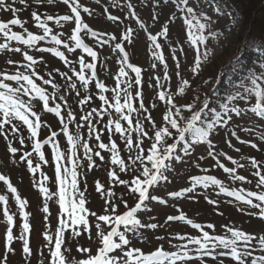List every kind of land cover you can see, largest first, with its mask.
<instances>
[{"label": "snow or ice", "instance_id": "snow-or-ice-1", "mask_svg": "<svg viewBox=\"0 0 264 264\" xmlns=\"http://www.w3.org/2000/svg\"><path fill=\"white\" fill-rule=\"evenodd\" d=\"M32 2L37 5L44 4L45 2L52 5L59 2L69 10L68 14L56 16L41 15L37 11H32L30 13L31 22H34L35 27L42 31V34H36L25 27L28 21L22 20L19 15L24 9L30 7L29 0H18V4L23 7L16 6L17 0H12V3H8L7 0H0V10L10 14L9 19L0 20V35L5 38V42L0 43V51H4L6 54H19L22 57V61L27 62L22 63L8 58L6 60L7 65L15 66L19 64L25 70L21 71L20 67H17L12 73L0 71V137H3L7 141L6 152L16 156L21 151V149L13 146L8 141L7 133L9 130L12 133H17L26 126L27 131L31 134V138L34 139L38 136L43 121L41 115L35 110L36 107H40V111L42 112L54 113L56 117L60 118V122L63 124L62 132L67 137L68 144L71 145V155L64 156L60 152L59 146L53 143L51 161H49L45 159V154L41 150V141L34 139L32 144L33 152L39 156L41 161L46 164L54 162V176L52 180L56 186V191L50 192L49 188L45 186L44 182L48 181L49 177L43 172L40 173L42 180L38 184L34 183L33 185L34 187L38 186L40 194L45 198L41 211L49 213L47 201L53 197H57L55 202L59 205L58 223L54 233L50 234L47 228L43 233V239L46 242L44 247L48 249L49 255L45 257L44 261H41V264H177V262L179 264H197V262L205 264V257H211L214 264L217 261L218 264H225V260L222 259L224 257H229L235 264H264V191H246L243 188L239 190L233 188L230 190L224 185L222 180L217 179L215 176L191 175L188 177L191 181V186L189 187H181L177 191H168L163 196L151 194V190L172 183L168 173L175 171L174 162L190 163L195 168H201V165L193 158V154L197 146L202 143L208 145L206 149L207 157L201 155L198 158L199 160L211 158L214 161L212 167L222 169L224 173L229 175L232 181L251 183L245 175L237 172L238 168L243 169L245 165L238 163L231 155L223 151L217 153L215 151L216 146L209 137L219 126L227 130L225 143L229 148H234L229 134L230 137H234L240 144L250 143L252 148H257L255 143L242 140L237 135V130L229 129L228 125L233 121L234 116L245 119L248 113L254 114L255 117L264 118V72L257 74L249 71L247 77H245L247 84L242 81L240 85L242 91H236L234 94L227 96L225 102L219 103V111H217L215 108H209L210 98L207 95L204 96L203 100L197 95L192 99V102H187L185 94L186 90L190 87V81L181 77V64L177 58L178 53L173 49L171 58L175 61V75L180 77V81L174 92H168L167 90L157 92L156 98L159 101H163L166 108L160 124H156L151 115L144 117L151 124L152 134L149 135L140 120H136L135 127H133L132 113L139 114L141 110L144 112L148 111L143 102L142 92L139 90V86L142 84L141 68L129 62L128 53L123 46L124 42L128 44L132 43L133 29L126 28L119 37L109 34V39L101 40L104 34L93 31L82 18L81 9L89 15H91V10L85 7L81 3V0H32ZM152 2L155 6H160V0H152ZM163 2L167 4L169 0H163ZM97 3H99V0H97ZM127 7L130 10L131 17L136 20L141 29L148 33L147 40L150 42L148 44L149 51L155 60L164 64L163 80L168 81L170 79L167 70L168 65L165 63V57L160 51L161 43L158 42V37L167 39L170 34V24L176 21L177 15L173 13L168 16L160 30L152 34L148 31L145 24L139 20L136 12L132 10L133 4L129 2ZM176 7L182 13V28L186 26L188 42L197 47L195 60L190 68V72L195 76L201 71L202 64L206 63L212 55V50L207 48L205 41L209 37L218 39L222 34L218 31H208L207 35H205L206 29L210 26L206 22L211 21V17L203 12L197 15L194 7L189 6V0H176ZM216 11L218 12L219 9H216ZM107 18L113 22L120 21V17L116 15H108ZM151 19L154 22L158 21L159 17L155 11H153ZM240 19V14L234 13L231 23L236 25ZM49 21H55L61 27L64 26L62 22L71 26L67 40L63 39V33L57 34L53 31V28L49 26ZM12 26H20L23 32L14 31ZM82 33L96 38V42L101 45L108 44L109 40H119L120 42L115 43L113 51L118 50V53L122 54L118 60L121 66L117 74L116 88L113 90L114 95L111 97L113 103H109L110 98L103 95L108 89L102 81H97L95 87L100 89L99 100L102 102L101 108L103 104H107L109 108H114L118 116L116 119H108L105 130L111 133L113 131L112 126H114L115 133H118L120 138L124 139L123 147L129 152V156L127 157L128 163H126L125 159L121 158V150L116 141L112 140L111 135H109V143H104L101 141V136L99 135L100 130L93 126V116H103L107 109L98 111L97 108H93L85 115L79 117V121L84 122L83 125L77 121L78 127L86 126L89 129L90 135L92 133L96 134L95 139L99 142L98 148L105 149L111 154V163L119 166L120 172L130 174V179L125 180L121 179L116 171H109L108 177L110 180L124 186L126 195L135 201L132 205H129L125 195L117 197L114 191L107 188L100 181L95 182V191L102 197L105 194L107 196L101 206L103 214H98L86 206L88 203L85 194L87 183L85 182L84 184V190H81L77 179V162L73 158L75 157L77 144H80L84 149L86 157L84 167L87 169H92L94 166L93 156L99 157L100 160H104L105 157L99 151H93L86 140L81 142L79 134L75 137L69 134L68 125L64 123V117L61 114L60 104L50 106V96L47 89L42 87L37 81L42 80L43 85H52L54 89L58 88V85L53 82V79L40 75L36 67H34L40 64L48 67L45 57L39 56L37 58L30 54L28 50H24L21 47H10L8 43V41H16L26 46L27 49H35L38 53H50L53 57L63 61L65 66L70 65L72 62L66 56L65 51L60 50L56 46L62 45L68 53L73 54H75L76 49H82L91 58L92 62H86L85 58L80 56L78 60L79 69L77 70L75 67L70 68L72 75H69L67 71L61 72L58 67H51L47 72V76L54 77V74L58 73L69 81H72L74 76L82 83V87L87 89L89 81L93 80L96 76L95 61L98 58V52L84 42ZM45 39H50L53 45L56 46L43 47L37 45L38 41H44ZM200 45L205 46L203 52L199 49ZM246 46L250 50L259 52L260 56L264 57V42L253 40L248 45H244L242 42L241 55H243V49ZM169 47H171V44H169ZM180 53H183L182 48L180 49ZM237 62L239 63L238 57ZM152 67L156 68V64H152ZM125 68L131 69L135 73V77L127 83V87L121 88L119 78L128 76ZM261 68H264V64H261ZM28 69H31V71L28 72ZM86 69L91 70V76L86 75ZM160 79V77L156 78L157 88L163 87ZM12 82H15V86ZM69 86L72 89H76L75 82L70 83ZM134 86L137 87L134 96L140 99L139 108L133 107L132 101L134 97L128 91V89ZM149 86L151 87L152 85ZM121 92L124 93L123 102H121ZM76 95L80 97L81 93L77 91ZM28 96H32L33 99L25 100L22 98ZM177 97L181 99L178 100ZM91 98V96H86L79 99L78 103L81 105L86 104ZM249 98H252L254 101L249 107H241L239 105V101H247ZM60 99L65 100V97L61 96ZM155 106L153 104V107ZM206 110H210L213 113L211 121L206 122L202 119V115L206 113ZM185 111L190 113V115L185 116ZM67 117L70 120L76 119L72 112H68ZM122 121L127 122V128L122 125ZM6 126H10V129ZM243 131L249 130L243 129ZM133 132L136 133V136L132 135ZM186 133L191 135L190 141L186 139ZM56 135V132L53 131L51 136L47 140H44L43 143L48 144L52 142ZM144 137H147L150 141L147 149L143 147ZM261 139H264V135L261 136ZM169 140H172V143H169ZM24 143L25 139L20 137L19 144L23 145ZM181 143L182 147L179 148V152L183 153V155L177 153L178 144ZM235 151L239 152L240 149L235 148ZM31 156V152L24 151L23 155L19 156V160L26 163L29 172L36 173L40 165H34ZM222 158L230 161L235 166H226L222 162ZM62 159L72 162L71 169L62 165ZM250 164L255 169L252 175L258 178L256 180V187L264 189V171H262L261 163L255 158H250ZM201 171L207 173L208 169L202 168ZM0 181L6 186L7 193H10L11 198L14 199L19 209V216L23 221L20 225L22 229L21 235L16 236L14 233V216L16 214L10 210V197L7 194H0V205H2L0 213H2L3 217L0 224L4 228L2 238L3 252L0 253V264H8L9 254L15 252L13 242L17 240L22 241V255L26 264H31L28 259L33 255L29 238L31 232V225L29 223L30 213L25 211L28 200L21 197L7 175L0 174ZM198 186H202L205 189L212 186L218 189L217 195L222 193L226 196L234 197L236 201L242 202V206L238 207L237 211L247 213L250 219L253 217L258 218L262 225L260 231L258 233L249 232L234 226L222 225L230 235H210L208 231H205V228L214 229V224L208 223L203 225L197 223L177 207V214L167 215L164 225H168L170 222H182L183 225L198 230L199 236L180 235L177 233V239L181 241L186 240L187 242L175 246L177 248L176 251H166L162 247H156L152 251L145 252L142 247L134 246V239L139 240L144 246L152 243L151 234L146 235L143 230H155L164 226L151 222L155 217L149 215L154 210L153 207L149 206L150 201L156 202L159 205H167L169 203L168 198L195 200L196 196L193 193L196 192ZM203 199L209 205H217L219 203L217 200L210 199L207 195H203ZM121 207L123 210H121ZM257 209L259 210L258 212L256 211ZM219 214L223 215L222 212ZM142 215L148 216V219L142 222ZM48 219V215H45L44 220L47 221ZM93 228L95 229L94 233ZM83 234H87L90 242L89 246L77 244L76 252L80 254L79 257L73 256L69 258L66 255V253L71 252L70 247H68L69 241L81 237ZM129 234H131V238ZM155 240L163 241L164 237L156 236ZM93 244L95 245L94 251L91 246ZM189 245L196 247L189 248ZM256 248H260L261 252L255 253Z\"/></svg>", "mask_w": 264, "mask_h": 264}, {"label": "rangeland", "instance_id": "rangeland-1", "mask_svg": "<svg viewBox=\"0 0 264 264\" xmlns=\"http://www.w3.org/2000/svg\"><path fill=\"white\" fill-rule=\"evenodd\" d=\"M8 3H12V0H7ZM131 2L133 4V11L136 12L137 17L141 22L145 24L148 28V31L152 34H155L160 30L164 21L168 16L175 13L177 19L175 22L170 24V34L165 39L164 37H158V42L161 43L160 51L165 57V63L168 65V73L170 79L168 81L163 80L164 75V64H161L159 61L151 55L149 51L148 44L150 43L147 40V32L140 28V25L136 22L134 18L130 15V10L127 7V4ZM30 7L24 9L19 13L20 18L24 21H28L25 24V27L29 31H32L36 34H42V31L35 27L34 22H31L30 13L32 11H37L39 14L44 15H64L68 14L69 10L62 3H55L52 5L47 4L46 2L41 5H37L32 0H29ZM81 3L88 7L91 10V15L83 12L81 9V15L84 21L89 25V27L96 32L103 33L101 40L109 39V34L112 36H121V34L126 30V28L133 29L132 43L128 44L124 42L123 46L125 51L128 53L129 62L141 68V80L142 84L139 86V90L142 92L143 102L145 108L148 110L144 112L140 111L139 114L132 113L133 127H135V121L140 120L143 124L144 129L148 131L149 135L152 134V128L149 121L145 120L144 117L151 115L156 124H160L162 121V116L165 111V103L159 101L156 98L158 91L167 90L168 92H174L179 84L180 77L175 75V61L171 58L173 54V49L178 53V60L180 61L181 68L180 73L181 77L188 79L190 81V87L186 90L185 97L187 102H192V99L197 95L200 96L203 100L204 96L207 95L210 98V105L213 102L211 95L213 91L217 88L219 93L224 89L228 91V94H234L236 91H242L240 85L242 81L247 84L245 77H247L249 71L259 74L264 72V68H261V64H264V57L260 56V53L254 50H250L249 47H244L243 55H241L242 48V39H245L243 44L248 45L249 42L255 40L257 42H264V33H252L251 26L254 22H264V0H189V6L194 7L197 15L200 12L205 13L207 16L211 17L209 23V28L206 29L205 35L208 31H218L222 35L218 39H212L211 37L205 41L207 48L212 50V55L209 57L208 61L202 64L201 71L198 75L193 76L190 72V68L195 60L197 53V47L191 45L188 42L187 29L186 26L182 28L183 19L182 13L176 7V0H169L167 4H164L163 0H160V6H155L152 0H81ZM17 7H23L18 4ZM256 6H263L260 10L256 12V17L251 15L250 10ZM107 9V11H105ZM216 9H219L217 12ZM252 9V10H253ZM263 10V11H262ZM155 11L158 14V21H153L151 19L152 13ZM250 12V13H249ZM234 13H239L241 19L236 25L231 23V18ZM250 14L249 20H247V15ZM108 15H116L120 17V21L113 22L109 20ZM255 15V13H254ZM10 18L9 13H4L0 10V20H7ZM254 19L253 23L251 20ZM122 21V22H121ZM49 26L53 28V31L57 34L63 33V39L67 40L70 34V25L62 22L64 25H57L55 21H49ZM14 31H21L23 29L20 26H12ZM84 42L92 47L95 51L98 52V58L95 61L96 63V76L93 80L89 81V86L87 89L82 87V83L73 76V80L69 81L66 77H61L58 73L54 74V77H48L47 72L51 67L60 68L61 72L67 71L69 75H72L70 68L75 67L79 69L78 60L80 56L85 58L86 62H92L91 58L83 52L82 49H76L75 54L68 53L63 46L53 45L50 39H45L44 41H38V46L50 47L56 46L60 50L65 51L66 56L72 62L70 65L65 66L63 61H60L58 58L53 57L50 53H38L35 49H27L26 46L21 45L16 41H8L10 47H21L24 50H28L30 54L39 58V56H44L45 61L48 67H45L44 64H40L36 67L40 75L48 79H53V82L58 85V88H53L52 85H43L42 80H38L42 87L47 89V92L50 96V106H55V104L61 105V114L64 117V123L68 125L69 134L74 137L79 134L81 142L86 140L89 143L90 148L93 151H99L101 155L105 157L104 160H100L99 157L93 156L94 166L92 169H87L84 167L86 164V157L84 154V149L80 144H77L75 148V157L73 159L77 162V172H78V181L81 190H84V184L87 183L86 196L88 199L87 207L92 211H96L98 214H103L102 204L105 196H101L95 191V182L100 181L107 188H110L116 193L117 197L125 195V198L128 199L129 205L134 204V199L126 195V189L123 185H119L115 181H112L108 177L109 171H116L121 179L128 180L130 179L129 173H124L119 171V166L113 165L111 163V154L105 149L98 148V141L95 139V133L89 134V129L86 126L78 127L77 121L79 117L85 115L87 112L91 111L93 108H97L98 111L104 112L103 116H93L94 124L93 126L100 130L99 135L101 136V141L104 143H109V135H111L112 140H115L118 147L120 148L121 158L125 159L126 163L129 152L125 149L124 139L120 138L118 133H115L114 126L113 131L108 133L105 130V125L109 118L116 119L118 118L115 113L114 108H109L107 104H103L99 100L100 89L95 87L97 81H102L108 91L104 92L103 95L109 97V103H113L111 97L114 95L113 90L116 88L117 83V74L119 72L120 64L118 60L122 54L118 53V50L113 51L115 43L120 42L119 40L112 41L109 40L108 44L101 45L96 42V38L81 34ZM261 38V39H259ZM5 38L0 35V43H4ZM179 42V43H177ZM171 44V47H169ZM183 49V53H180V49ZM205 46L200 45L199 49L201 52L204 51ZM237 57L239 58V63L237 62ZM11 58L15 61H20L22 63H27L22 61V57L19 54L5 53L0 51V71H7L12 73L16 70L17 65H7L6 60ZM156 64V68L152 67V64ZM21 71L25 69L20 67ZM128 72L127 77H120L121 88L127 87V83L135 77V73L131 69L125 68ZM28 72L31 69L27 70ZM86 75L91 76V70H85ZM160 77V83L163 86L162 88L156 87V78ZM207 81V83H205ZM75 82L76 89L70 88V83ZM15 86V82H12ZM149 85H152L151 87ZM226 86V88H225ZM137 90V87L134 86L128 91L133 95L134 99L132 101L133 107L139 108L140 99L135 98L134 94ZM79 91L81 93L80 97H77L76 93ZM65 97V100H61L60 97ZM86 96H91L92 98L87 101L86 104H79L78 100ZM124 93L121 92V102H123ZM25 100H32V96L22 97ZM177 99H181L177 97ZM253 99L249 98L247 101H239L241 107H249L253 103ZM236 103V102H233ZM153 104L156 106L153 107ZM42 106V104H41ZM38 114L42 117V126L39 130V134L36 140H40L42 147L41 150L45 154V159L51 161V154L53 151V143L59 146L60 152L64 156L71 155V145L68 144L67 137L64 136L62 132L63 124L60 122V118L56 117L54 113H45L40 111V107L35 109ZM126 111V110H125ZM210 111V110H208ZM72 112L76 117L75 120H70L67 117V113ZM185 116L190 115V113L185 111ZM83 125V121H79ZM122 125L127 128V122L122 121ZM10 129V126H6ZM229 129H236L237 135L242 140L250 141L255 143L257 148H252L251 144H240L234 137L229 138L232 140L234 148H229L225 143L226 129L217 126V130L212 132L210 139L212 143L216 146L215 151L217 153L223 151L228 155H231L233 159L237 160L238 163L244 164L245 168L237 169L239 174L245 175L251 183H245L240 181H232L227 173H224L220 168H214L212 165L214 161L211 158H206L205 160H199L198 158L201 155L207 157L206 149L208 145L202 143L197 146L196 151L193 154V158L201 165V168H195L190 163H175V171L168 173L169 179L172 180L171 184L163 185L151 190L153 195H165L168 191H177L181 187L191 186V181L188 179L191 175H212L217 179L223 181L224 185L230 190L235 188L237 190L243 188L246 191H264L262 188L256 187L257 177H254L252 173L255 171L251 167L250 158H255L262 165V171H264V139H261V136L264 135V118L255 117L254 114L248 113L245 119H240L235 117L232 122L228 125ZM243 129H248L249 131H243ZM55 131L56 137L53 138V141L44 144L43 141L47 140L51 133ZM8 141H10L13 146L21 149L16 156H13L10 153L6 152L7 141L0 137V174L7 175L13 185L17 188L18 193L23 199L28 200V205L25 208V211L29 212V223L31 225L30 232V246L32 248L33 255L29 257L31 264H41V261L45 260V257H48V249L44 247L46 243L43 239V233L47 230L50 234L54 233L55 227L58 223V210L59 205L55 202L57 197H53L48 200L49 213H43L41 209L45 203V198L39 192V188L34 187V183H39L42 180L40 175L43 172L49 177L48 181H45V186L49 188L50 192L56 191V186L53 183L54 176V162L46 164L39 159V156L33 152L32 144L34 139L31 138V134L27 131L26 126L22 128L20 132L12 133L10 130L7 133ZM133 136H136V133H132ZM23 137L25 143L23 145L19 144V138ZM150 141L147 137H144L143 147L147 149L149 147ZM181 147L178 144L177 153L183 155L179 152ZM235 148H239L240 151L236 152ZM24 151L32 153L31 159L35 164H39L40 168L36 173L29 172L27 165L24 161L19 160V156L23 155ZM134 155V153H133ZM187 159V158H186ZM15 161V163H13ZM222 162L226 166L234 167L230 161L224 160ZM64 167L71 169L72 162L67 159H62L61 161ZM202 168H207L208 172L204 173L201 171ZM70 179V178H69ZM218 189L210 186L205 189L202 186H198L196 192L193 195L196 196L195 200H187L185 198H168L169 203L167 205H159L156 202H149V206L153 207L154 210L149 214L155 217L151 222L164 225L166 216L169 214H177L176 208L184 211L189 218H193L197 223L206 225L212 223L215 225L214 229L205 228V231H208L210 235H230L227 233L226 228L222 225L234 226L247 230L249 232H259L262 225L258 218L253 217L249 218L247 213H241L237 211V208L242 206V202L236 201L234 197H229L224 194L217 195ZM0 194H7L10 197L9 204L11 212L15 213L14 221V233L16 236L21 235L22 229L20 225L22 224V218L19 216L18 206L15 204L11 194L7 193L6 186L3 185V182L0 181ZM203 195L209 196L210 199L217 200L219 203L217 205H209L207 201L203 199ZM231 201V203H229ZM254 202H256L254 200ZM246 207V206H245ZM2 208V205H0ZM121 210L123 208L121 207ZM259 211L258 209L256 210ZM222 212L223 215L219 213ZM48 215L49 219L44 220V216ZM142 222L148 219V216H141ZM3 220L2 213H0V221ZM107 227V226H105ZM95 229L93 228V233ZM145 234H151L152 243L144 246L139 240L134 239L133 244L136 247H142L145 252L152 251L156 247H162L166 251H176L175 246L182 245L187 241H181L176 238L177 233L180 235H189V236H199L200 233L198 230L192 229L190 226L183 225L182 222H170L168 225H164L155 230L147 229L143 230ZM3 225L0 224V253L3 252ZM131 238V234H129ZM156 236L164 237L163 241H156ZM77 244L83 246H89L90 242L88 240L87 234H83L81 237H77L74 240L69 241L68 247H70L71 252L66 253L69 258L75 256L79 257V253L76 252ZM13 246L15 252L9 254L8 264H26V261L22 255V241H14ZM93 251L95 250V245H91ZM194 245H189V248H195ZM261 249L256 248L255 253H260ZM122 255V253H120ZM193 254V253H190ZM225 260V264H235L231 261L229 257L222 258ZM205 264H214L211 257L204 258ZM179 264V262H177ZM199 264V262H197ZM218 264V261L215 262Z\"/></svg>", "mask_w": 264, "mask_h": 264}, {"label": "trees", "instance_id": "trees-1", "mask_svg": "<svg viewBox=\"0 0 264 264\" xmlns=\"http://www.w3.org/2000/svg\"><path fill=\"white\" fill-rule=\"evenodd\" d=\"M252 9L250 10L251 15H252V11L253 10L254 11L257 10V7H255L253 10ZM260 9H259V11H261ZM252 16L256 17L257 15L255 14V15H252ZM249 18H250V14L247 15V20H249ZM253 21H254V19L251 20L252 23H253ZM255 32L259 33V34H263L264 33V22L262 20H260V22H254L253 25L251 26V34L255 33ZM259 39H261V38H259ZM244 40L245 39H242V42H244ZM225 88H226V86H225ZM227 96H229V95H228V91L226 89H224L220 93H219V90L217 89L214 92L213 96L211 97L212 100H213V102L211 104L212 108H219V103H223L225 101V99L227 98ZM212 117H213V113L211 111H206V113L202 115V119L205 120L206 122L207 121H211ZM186 138H187V140L190 141L191 140V135L186 133ZM168 142L172 143V140H169Z\"/></svg>", "mask_w": 264, "mask_h": 264}]
</instances>
